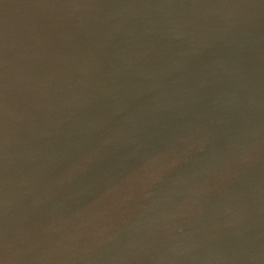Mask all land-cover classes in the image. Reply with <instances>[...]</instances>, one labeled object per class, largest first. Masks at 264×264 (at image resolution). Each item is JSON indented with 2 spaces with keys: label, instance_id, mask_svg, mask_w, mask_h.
I'll return each mask as SVG.
<instances>
[{
  "label": "water",
  "instance_id": "obj_1",
  "mask_svg": "<svg viewBox=\"0 0 264 264\" xmlns=\"http://www.w3.org/2000/svg\"><path fill=\"white\" fill-rule=\"evenodd\" d=\"M0 264H264V0H0Z\"/></svg>",
  "mask_w": 264,
  "mask_h": 264
}]
</instances>
